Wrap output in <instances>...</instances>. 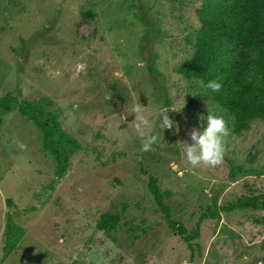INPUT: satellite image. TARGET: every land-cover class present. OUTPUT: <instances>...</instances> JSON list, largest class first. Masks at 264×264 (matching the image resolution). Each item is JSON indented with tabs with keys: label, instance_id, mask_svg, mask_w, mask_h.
I'll use <instances>...</instances> for the list:
<instances>
[{
	"label": "rangeland",
	"instance_id": "obj_1",
	"mask_svg": "<svg viewBox=\"0 0 264 264\" xmlns=\"http://www.w3.org/2000/svg\"><path fill=\"white\" fill-rule=\"evenodd\" d=\"M201 5L0 0V96L13 91L42 104L81 145L59 180L41 130L18 111L3 116L0 264H264V203L223 211L243 196L264 195V120L236 134L226 111L199 98ZM148 29L157 34L149 46ZM135 106L147 128L137 130ZM163 109L174 123L164 132ZM207 109L226 122L223 155L216 166H193L184 143L204 126ZM141 132L158 133L147 151ZM151 176L171 217L190 232L203 213L217 211L200 224L193 249L159 213ZM9 219L24 235L6 256Z\"/></svg>",
	"mask_w": 264,
	"mask_h": 264
},
{
	"label": "trees",
	"instance_id": "obj_2",
	"mask_svg": "<svg viewBox=\"0 0 264 264\" xmlns=\"http://www.w3.org/2000/svg\"><path fill=\"white\" fill-rule=\"evenodd\" d=\"M197 16L200 28L194 45L199 60L196 78L204 90L199 98L211 100L226 111L233 118L236 134L249 131L256 120H264V0H202ZM156 35V31L148 29L143 39L145 45L154 42ZM149 71L154 78L155 66L149 65ZM209 81L219 83L220 89L207 88ZM14 111L41 130L44 150L56 160L55 175L59 180L64 178L72 153L81 149L80 142L68 135L42 104L20 101L13 91L0 96V126L3 116ZM148 189L169 227L193 249L200 235V224L214 218L217 211L209 209L203 213L195 230L190 232L171 217L156 178H149ZM263 203L264 195L243 196L223 211L258 210ZM6 233L5 252L9 256L24 232L9 219Z\"/></svg>",
	"mask_w": 264,
	"mask_h": 264
},
{
	"label": "clouds",
	"instance_id": "obj_3",
	"mask_svg": "<svg viewBox=\"0 0 264 264\" xmlns=\"http://www.w3.org/2000/svg\"><path fill=\"white\" fill-rule=\"evenodd\" d=\"M212 91H218L221 85L215 81H209L206 85ZM170 110L163 109L160 114L159 128L163 130L174 128L173 121L169 118L168 112ZM135 113L134 124L137 130L147 128L150 124L149 120L141 114L140 106L133 108ZM204 120V126L200 129H193L190 133L191 144L185 142L186 150L184 155L187 161L195 166L204 163L209 166H216L221 162L223 155V137L228 134V128L223 116L215 114L207 109V115L201 116L200 120ZM141 135L144 137V147L142 151H147L149 146L158 141V133L145 136L143 132Z\"/></svg>",
	"mask_w": 264,
	"mask_h": 264
}]
</instances>
